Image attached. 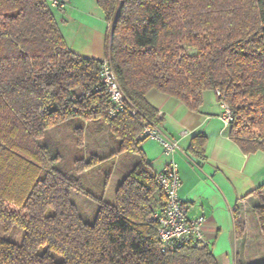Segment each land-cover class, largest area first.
<instances>
[{
	"label": "trees",
	"instance_id": "1",
	"mask_svg": "<svg viewBox=\"0 0 264 264\" xmlns=\"http://www.w3.org/2000/svg\"><path fill=\"white\" fill-rule=\"evenodd\" d=\"M95 1L109 24L106 57L126 99L115 116L99 89L102 59L69 48L55 13L63 7L0 0V225L23 230L20 243L0 235V264H219L210 245L162 252L153 215L164 193L141 148V120L162 125L147 100L153 89L195 110L205 91L220 89L234 113L230 138L245 154L264 152V0ZM72 119L81 120L72 132L78 146L85 124L101 123L119 139L117 153L85 157L82 148L72 168L62 166V154L43 139ZM205 143L196 137L189 156L204 161ZM132 152L140 158L114 203L105 200L111 170L100 194L83 186L84 171ZM74 193L98 204L92 224ZM250 195L260 200L253 211L264 238V185ZM234 222L240 239L246 228L238 210Z\"/></svg>",
	"mask_w": 264,
	"mask_h": 264
},
{
	"label": "crops",
	"instance_id": "2",
	"mask_svg": "<svg viewBox=\"0 0 264 264\" xmlns=\"http://www.w3.org/2000/svg\"><path fill=\"white\" fill-rule=\"evenodd\" d=\"M62 12L64 25L59 24L69 48L86 58H105L109 24L97 2L67 0ZM147 100L162 120V130L167 136L177 139L184 151L189 150L196 137L202 135L206 138L204 161L191 159L182 152H176L174 159L179 167L180 199L188 208L189 219L206 218L205 233L214 256L217 258V253L225 252L229 263L233 264L234 256L237 258L240 252L235 249H261L260 252H264V239L253 211L260 200L250 195L264 185V152L245 154L230 138V126H226L220 118L221 108L214 90L203 93V102L196 110L157 89L147 94ZM109 138L107 125L86 123L83 128L84 156L106 158L117 153L119 145L114 143L113 146ZM107 139L109 143L105 142ZM141 148L156 173L166 168L169 157L164 154L160 143L147 139ZM125 154H116L105 163L111 164V176L105 191V200L111 203L115 202L116 189L133 167L128 163L122 164ZM92 170L95 169L84 171L81 177ZM73 199L83 219L92 224L98 204L81 193H74ZM236 210L246 228L240 239L236 237ZM249 263L252 262L247 261L246 264Z\"/></svg>",
	"mask_w": 264,
	"mask_h": 264
},
{
	"label": "built area",
	"instance_id": "3",
	"mask_svg": "<svg viewBox=\"0 0 264 264\" xmlns=\"http://www.w3.org/2000/svg\"><path fill=\"white\" fill-rule=\"evenodd\" d=\"M53 7H63L60 0H50ZM100 85L109 97L111 107L109 114L115 116L126 108L125 95L117 81L115 71L109 58L105 57L99 65ZM215 93L221 108L220 118L226 126H231L234 121V113L226 102V93L216 89ZM133 115L137 114L135 109L131 110ZM143 126L141 138L151 139L160 143L164 154L169 157L165 169L158 171L156 180L164 193V201L161 209L153 215L157 222V236L164 253L174 251L182 245L195 243L200 246L210 245L205 233L206 218L200 216L195 219L188 218V208L180 199V176L179 167L174 159L176 152H182L189 158V154L182 149L177 139L171 138L162 130V125L142 119ZM184 133H187L184 131ZM192 159V158H191Z\"/></svg>",
	"mask_w": 264,
	"mask_h": 264
},
{
	"label": "rangeland",
	"instance_id": "4",
	"mask_svg": "<svg viewBox=\"0 0 264 264\" xmlns=\"http://www.w3.org/2000/svg\"><path fill=\"white\" fill-rule=\"evenodd\" d=\"M55 13L57 15V18L60 19L59 22L61 25H64L61 21L62 16L64 13L60 9H56ZM72 28V26H71ZM70 29V28H69ZM81 123V120L79 119H72L69 122L62 124L60 126L55 127L54 129L50 130L46 137L43 139L44 142L49 144L52 151L54 153H61L62 159L60 161V164L63 166L66 164V166L72 168V163L75 160V158H79L82 156V154L79 151H82V147L78 146L76 136L72 133L73 129L78 126V124ZM93 123V122H92ZM104 132H106L104 130ZM103 132V133H104ZM106 134V133H105ZM111 140L107 139L105 142L109 143L112 142V145L114 146V143H117L119 145V139L114 137L113 135H110ZM109 140V141H108ZM80 149H79V148ZM140 156L137 153H127L122 157V164L125 165L128 163L130 166H134ZM111 170V164H105L100 168H97L95 170H92L89 174H85L82 176V184L87 189L90 190L94 194H100L102 192L103 183L105 182L106 174ZM110 198V196H109ZM74 200V199H73ZM75 202V200H74ZM0 235L8 240L14 241L16 243H20L23 236V230H21L18 227H15L9 232H6L4 228L0 225ZM262 239L263 236H261ZM235 251H240L237 254V258L234 256V262L233 264L244 263L246 264L247 261H251L252 263L261 262L264 260V252H260L261 249H235ZM217 261L219 264H230L229 263V256L227 253H217ZM242 259V261H241Z\"/></svg>",
	"mask_w": 264,
	"mask_h": 264
}]
</instances>
